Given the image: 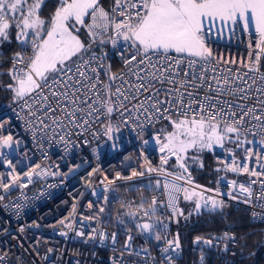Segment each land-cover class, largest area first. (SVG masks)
Masks as SVG:
<instances>
[{
  "label": "snow or ice",
  "instance_id": "obj_1",
  "mask_svg": "<svg viewBox=\"0 0 264 264\" xmlns=\"http://www.w3.org/2000/svg\"><path fill=\"white\" fill-rule=\"evenodd\" d=\"M44 3L45 0L31 3L0 0V41L7 40L9 30L15 27L16 39L22 44L30 43L32 48L27 60L17 52L8 71L11 83L5 87L13 93V102L23 101L28 117L42 126L41 131L50 127L46 120L57 128L74 126L86 131L92 121L103 117L108 121L104 134L109 139L113 132L111 117L115 113H119L124 123L135 117L138 127L141 118L148 124L167 120L171 131L155 137L162 153L161 167L147 169L165 177L163 185L156 180L155 188L162 187L167 196L166 207L174 215H183L177 207L180 193L186 201L198 198L197 210L201 202L205 207L209 202L213 208L220 206V201L203 195V191L210 190L190 191L177 183L185 180V175H174L163 165L175 157L182 173H188L185 161L189 150L223 148L226 141L241 147L254 142L247 140L249 134L260 136L264 144V72L260 70L264 61V0H112L108 8L102 0H57L54 12L47 18L40 15ZM238 24H242L245 32L254 29L255 50L249 52L247 61L215 57L209 43L212 35L219 33L221 26L234 30ZM80 28L87 30L90 39L87 46L77 34ZM97 40L114 47L123 41L124 71L113 73L111 65L103 64V56L91 53ZM237 63L239 67L233 70L230 65ZM102 74L106 79H101ZM115 131H120L119 126ZM12 144L11 135L0 139V148H11ZM245 151L248 158L255 155L250 148ZM191 159L196 161L198 157ZM7 163L11 166V161ZM228 167L232 172L257 177L251 184L259 183L264 189V179H259L264 177V171L250 170L247 163L241 165L235 160ZM34 173L42 174L35 170L25 173L29 182ZM137 175L143 176L144 172L132 173ZM168 176L173 179L167 180ZM18 180L15 176L11 183L0 187L7 192ZM186 182L192 183L190 173ZM232 184L235 186V181ZM239 191L247 195L244 203L251 204V185L241 184ZM3 199L0 196V201ZM256 201L264 209V190L256 196ZM158 203L164 202L153 196L146 209L144 201L139 208L144 209L145 217H151L156 214ZM137 227L148 233L154 229L148 222ZM112 238L115 241V233ZM155 239H162L158 232ZM131 240L129 235L126 249L131 250ZM167 244L162 249L164 253L173 246L180 247L178 238L168 240ZM165 259L171 264L170 256Z\"/></svg>",
  "mask_w": 264,
  "mask_h": 264
},
{
  "label": "built area",
  "instance_id": "obj_2",
  "mask_svg": "<svg viewBox=\"0 0 264 264\" xmlns=\"http://www.w3.org/2000/svg\"><path fill=\"white\" fill-rule=\"evenodd\" d=\"M102 3L106 8L110 6ZM256 40L254 29L245 32L242 24H238L234 30L228 29L223 36L213 34L209 43L215 57L239 62L247 61L249 52L255 50ZM122 48L123 41L115 47L110 45L111 52L120 63V67L113 73L125 70L121 58ZM16 53L4 55L0 52V66L9 63L12 67ZM19 53L27 60L32 54L31 44H26ZM91 53L103 56V64L110 65L104 54L94 50ZM230 67L235 70L239 64ZM260 70L264 72V61L261 62ZM101 79H106L103 74ZM27 112L23 101L9 103L0 109V139L8 135L13 137L11 148H0V184H9L13 177H19L7 192L0 187V196L4 197L0 201V264H169L166 256L171 257V264H178L183 250L182 236L178 229L185 213L183 193L179 194L177 200V207L183 211V215H174L166 207L167 196L163 189L155 188L156 180L159 179L163 185L165 177L147 171L148 167H161L162 153L159 152L155 137L163 136V127L169 124L168 121L148 124L141 118V126L138 127L135 117L124 123L119 113L113 114L111 124L114 136L120 138L124 148L108 159L111 139L104 134L108 121L103 117L99 121H92L86 131L74 126L57 128L48 120L45 123H49L50 127L41 131L42 126L34 118L28 117ZM117 126L120 128L118 136L115 131ZM261 139L260 136L249 134L247 140L254 142L244 144L243 154L221 155L217 169L226 170L235 176H222L211 186L199 183L186 163L192 181L188 184V173H182L175 157L169 159L163 167L174 175H185V180L177 181L184 187L193 188L197 192L210 190L203 191V195L220 201L218 207L242 206L248 211L253 223H264L261 218L264 209L258 207L256 201V196L264 189L259 183L251 184L252 180L258 178L249 173L232 172L228 167L235 160L241 165L247 163L250 170L264 171L261 167L264 165V144L260 142ZM248 148L255 154L251 158L247 157L245 151ZM257 155L260 157L259 162ZM7 161H11V166ZM36 165H40V168L37 169ZM33 170L42 174L34 173L29 182L25 173ZM134 171L144 172V175L132 176ZM172 179V176L167 177L169 181ZM232 181H235V186ZM150 184L152 188L147 187ZM241 184L246 187L251 185V204L244 203L247 195L239 191ZM159 191L161 200L158 199ZM144 196H147L144 209L153 196L157 197L158 202L164 201V206H157L156 214L148 217L153 221L158 218L160 223L154 225L151 233L137 227L141 224L140 219L147 218L144 209L139 208ZM111 198L133 203L140 218L135 222H118L119 226L112 228ZM201 205L204 206L203 202ZM208 206L212 207L211 202ZM100 208L104 211L100 212ZM61 221L64 223L61 224ZM93 229L96 231L93 232ZM62 232L66 235H61ZM80 232L84 235H79ZM157 232L162 237L159 241L155 239ZM101 233H104L103 238ZM225 234L194 237L193 251L198 255L196 264L236 263L234 256L237 242L231 235ZM129 235L132 236L131 250L124 247ZM177 238L180 247L177 249L173 246L168 253H164L162 249L168 247L167 241H175ZM205 241H211V244Z\"/></svg>",
  "mask_w": 264,
  "mask_h": 264
},
{
  "label": "trees",
  "instance_id": "obj_3",
  "mask_svg": "<svg viewBox=\"0 0 264 264\" xmlns=\"http://www.w3.org/2000/svg\"><path fill=\"white\" fill-rule=\"evenodd\" d=\"M102 2L109 6L112 0H102ZM56 5L57 0H46L41 8V15L49 17L54 12ZM81 34L89 44L90 39L85 28L81 29ZM0 42V52L4 55L19 52L26 46V44L18 41L15 35L11 39ZM110 45L111 43L102 45L99 41H96L92 44L91 50L104 54L111 65V71L114 72L120 67V63H118L111 52ZM10 68L11 64L9 63L0 66V109L9 104L7 100L10 96V91L5 86L11 83L10 75H8ZM241 139L243 140L244 137L242 136ZM244 146L243 144L241 147H237L235 143L226 141L227 152L223 150H204L203 152L190 150L185 162L191 167L199 183L211 186L222 176L227 178H234L235 176L226 170L217 169L219 163L217 156L222 152L228 156L241 155L244 152ZM191 157H198V159L193 161ZM158 193V199H160V191ZM110 201L112 206L110 225L112 228H116L119 226L116 220V212L120 202L113 200V198ZM158 206H160L159 203ZM183 209L185 210L184 217L178 226L182 236L183 250L178 264H196L198 255L194 253L192 244L195 236L202 234L213 236L225 233L234 237L237 242L236 256H234L235 264H264V223H253L244 207L233 206L223 209L218 206L213 208L201 205V208L197 210L194 200H184ZM240 255H243V257H240Z\"/></svg>",
  "mask_w": 264,
  "mask_h": 264
},
{
  "label": "rangeland",
  "instance_id": "obj_4",
  "mask_svg": "<svg viewBox=\"0 0 264 264\" xmlns=\"http://www.w3.org/2000/svg\"><path fill=\"white\" fill-rule=\"evenodd\" d=\"M31 2H32V0H29V3H31ZM45 2H46V0H45ZM41 11H40V15H41ZM44 18H47V17H44ZM17 32H18V29H16L15 27L11 28L9 30L8 39H11L13 35L16 36ZM0 44H1V42H0ZM10 79H11V77H10ZM7 102L8 103H12L13 102V93L11 91H10V96H9ZM167 131H171V128H170V126L166 125V126L163 127V132L166 133ZM116 134L118 136L119 132H117ZM110 144H111V148H110V151L108 153V155H109L108 159L111 158L113 155L117 154L120 150H122L124 148L123 147V143H121L120 138H117V137L114 136V132L111 133V142H110ZM114 145H115V147H114ZM221 150H223L224 152H227V150H226V142H225L223 148H221L219 146H215L211 151H221ZM224 152H222L220 155L217 156L218 162H219V157L221 155H225ZM189 153L190 152H188V154ZM189 190L192 191L194 189L193 188H189ZM196 199H198V198H194L193 200L196 201ZM146 200H147V196H144L143 197V201H146ZM135 209L136 208H135V205H133V203L121 201L120 204L118 205V210L116 212V220L118 222H121V223L122 222H124V223L135 222V220L140 218L139 215H138V211H136ZM130 212L131 213H135V216H130L129 215ZM145 222L152 223L153 225H156V224L160 225L158 218H156L155 221H153L152 219H150L148 217L144 218V219H140V223L141 224H143Z\"/></svg>",
  "mask_w": 264,
  "mask_h": 264
},
{
  "label": "crops",
  "instance_id": "obj_5",
  "mask_svg": "<svg viewBox=\"0 0 264 264\" xmlns=\"http://www.w3.org/2000/svg\"><path fill=\"white\" fill-rule=\"evenodd\" d=\"M44 5V4H43ZM42 16V15H41ZM43 17V16H42ZM45 17V16H44ZM81 29H83V28H80V31H79V33H77L79 36H80V39L85 43V45L87 46L88 45V43L85 41V39L83 38V36H82V34H81ZM221 31L219 32V33H217V36H223L227 31H228V28H226V27H223V26H221ZM215 30V29H214Z\"/></svg>",
  "mask_w": 264,
  "mask_h": 264
},
{
  "label": "water",
  "instance_id": "obj_6",
  "mask_svg": "<svg viewBox=\"0 0 264 264\" xmlns=\"http://www.w3.org/2000/svg\"><path fill=\"white\" fill-rule=\"evenodd\" d=\"M161 188H162V187H161ZM161 188H160V189H161ZM163 202H164V201H163ZM161 205H162V206H164V203H163V204H161Z\"/></svg>",
  "mask_w": 264,
  "mask_h": 264
}]
</instances>
